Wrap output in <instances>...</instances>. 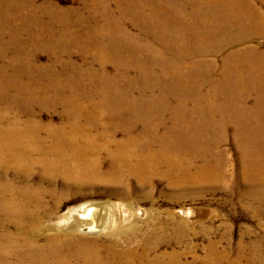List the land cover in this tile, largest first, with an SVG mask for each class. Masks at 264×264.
<instances>
[{"label":"rangeland","instance_id":"obj_1","mask_svg":"<svg viewBox=\"0 0 264 264\" xmlns=\"http://www.w3.org/2000/svg\"><path fill=\"white\" fill-rule=\"evenodd\" d=\"M7 1L0 0V128L28 125L40 135L36 149L48 152L42 163L54 162L57 145L47 134L69 125L71 101L89 112L96 103L97 128L91 117L78 121L99 143L119 122L135 123L119 126L117 138L126 131L159 142L167 136L193 171L204 164L221 177L172 190L156 177L143 185L121 172L109 179L105 152L85 181L55 164L17 169L6 161L0 264H19L20 243L12 239L23 223L38 244L53 238L90 250L91 264H264V185L242 179L245 159L264 161V34L250 33L253 7L236 0ZM85 205L102 213L104 226L69 231V215Z\"/></svg>","mask_w":264,"mask_h":264},{"label":"bare ground","instance_id":"obj_2","mask_svg":"<svg viewBox=\"0 0 264 264\" xmlns=\"http://www.w3.org/2000/svg\"><path fill=\"white\" fill-rule=\"evenodd\" d=\"M236 1L240 6H251L254 9L253 16L251 14L248 16L254 22L250 33L260 32L264 34V0ZM257 2L261 6H258ZM258 26H260L262 31L258 30ZM68 102L70 103L67 107L73 105L69 108V115L71 116L68 121L69 125L64 127V130L62 128L58 129V127L57 131L52 129L47 134L51 140V145H57L56 149L50 150L53 155L52 162L54 161L52 164L59 168H64L66 171L63 175L67 178L79 175V178L85 181V178L90 175L94 176L95 172L93 171L98 169L102 152H105L109 161L107 172L109 179L116 172H121L125 177L131 176L135 178L136 184L143 185L156 177L164 180L170 189L179 190L186 187L188 181L189 183L203 180L210 181L221 177L214 168H210L211 166L207 167L204 164L197 166L196 170L193 171L191 163L186 164L183 162V153L171 148L177 145L169 140L167 136L163 139L164 141L159 142V139L162 138H157V136L149 137L147 133L135 134L126 131L123 132L125 133L124 139L117 138L118 132L121 131L119 126L128 127L132 130L135 123L128 126L123 121L119 122L118 126H114L113 134H102L100 137L102 142L99 143L97 136L81 131L82 124L78 121V118L82 116L91 117V122L88 125L95 130L97 127L92 120L101 119L102 116L100 111L94 109L96 103H91L93 110L89 112V109L86 110L87 108L83 104ZM6 129L8 132L5 131ZM39 138L40 135L35 131H31L28 125L21 126L16 122H10L3 129L0 128V166L6 161H11L18 169L23 166L35 165L41 162L40 160L45 162L48 152L37 150L35 146L37 144L34 143ZM39 143L46 144L43 140ZM36 152L37 154L40 153L39 156L36 155ZM252 158L245 159L247 165L242 179L247 180V183L251 185H264V161H257L253 155ZM69 160L71 161L68 162ZM42 164L45 165V170L52 165L49 161ZM94 211L95 208H91V205H85L77 210L76 214H70L69 218L72 221L69 225V231L78 232L79 228L87 226L90 228L103 227L105 222L97 217L102 213L97 215ZM3 219L6 218L4 217ZM30 232L28 224L24 225L23 223L15 231L17 234L12 239V241L20 243L17 245L20 248L18 255L19 264H71L74 260H78L81 264H91L90 250H85L84 248L76 250L69 245L55 244L53 238L49 244H38L35 241H31ZM3 238L6 237L3 236ZM132 254H134V251L117 252V255Z\"/></svg>","mask_w":264,"mask_h":264}]
</instances>
